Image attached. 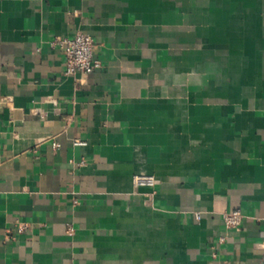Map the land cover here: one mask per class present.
<instances>
[{"label": "crops", "instance_id": "obj_1", "mask_svg": "<svg viewBox=\"0 0 264 264\" xmlns=\"http://www.w3.org/2000/svg\"><path fill=\"white\" fill-rule=\"evenodd\" d=\"M263 260L264 0H0V264Z\"/></svg>", "mask_w": 264, "mask_h": 264}, {"label": "built area", "instance_id": "obj_2", "mask_svg": "<svg viewBox=\"0 0 264 264\" xmlns=\"http://www.w3.org/2000/svg\"><path fill=\"white\" fill-rule=\"evenodd\" d=\"M52 44H57L64 54V74H91L101 67L100 60L93 56L94 42L90 35L77 32L73 36H63L55 38ZM74 145H84L85 142L81 140H74ZM81 161L80 163H82ZM154 177L151 175H136L133 177V184L135 186L154 185ZM196 219H199V213H195ZM243 220V215L239 209H232L222 214V221L228 229L240 228ZM223 237L220 241H223ZM264 264V260L261 262Z\"/></svg>", "mask_w": 264, "mask_h": 264}]
</instances>
